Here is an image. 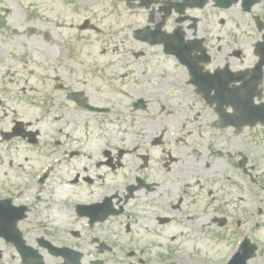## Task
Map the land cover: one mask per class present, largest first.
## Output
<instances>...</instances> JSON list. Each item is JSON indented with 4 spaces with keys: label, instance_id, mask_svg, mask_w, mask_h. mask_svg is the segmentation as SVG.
Segmentation results:
<instances>
[{
    "label": "flooded vegetation",
    "instance_id": "flooded-vegetation-1",
    "mask_svg": "<svg viewBox=\"0 0 264 264\" xmlns=\"http://www.w3.org/2000/svg\"><path fill=\"white\" fill-rule=\"evenodd\" d=\"M102 1H64L61 7L47 11L42 80L30 93L40 95L45 104L43 118L53 114L48 123L57 126L59 139L53 148L58 154L48 162H54L48 166L51 172L55 167L66 169L63 184L73 185L76 201L96 203L93 217L98 220L108 216L93 226L85 218L84 228L98 231L100 225L108 224L104 230L110 233L111 223L122 218L121 228L130 234H152L165 225L175 228L169 243L181 240L175 246L166 245L173 249L169 260H202L197 251H187V244L204 240L220 242L232 251L223 260L234 254L244 238L258 241L263 249L264 237L260 239L258 231L264 226V107L258 105L264 104V66L259 69L264 31H259L257 22L264 21V0L254 6L261 15L245 12L241 2L231 7L240 15L233 20L235 29L222 17L216 27L208 22V16L188 17L180 23L179 0H107L102 11L106 16L95 11ZM207 7L208 15L225 10L216 7L214 0ZM108 21V35L142 43L144 48L102 50L95 55L97 60L104 58L100 65L95 60L83 68L66 64L67 54L76 60L80 52L71 48L72 41L80 47L98 31L97 24ZM138 29H143L149 40L168 41L171 46L179 44L176 33L181 31L184 43L194 46L187 50L188 59L202 80L205 95L191 82L194 74L188 66L166 53L164 43L151 45L150 41L137 40ZM100 32L106 33V29ZM237 40L248 42L244 43L246 48H239ZM146 55L158 57L165 66L146 64L151 69L148 71L146 65L140 66ZM21 83L18 78L5 88L16 93L30 87ZM84 100L107 109L96 114L108 117V129L103 136L102 129L92 135L73 128L76 140L71 144L70 129L57 122L85 117L89 110L83 107ZM234 115H243L242 121L255 118L258 123L251 126V120L242 122ZM20 119L10 108L3 109L0 99V146L7 141L5 152L11 139L2 138L1 122L10 120L14 125ZM11 133L26 135L23 137L32 146L40 136L34 138L28 130L14 131L12 126ZM93 136L101 143L90 144ZM6 179L0 186V197L11 194L14 198L12 180L8 175ZM31 184L33 189L34 179ZM75 212L79 216L77 209ZM97 238L101 239L97 243L113 245L107 235ZM143 244L142 249H146L148 243ZM162 258L166 257L158 256Z\"/></svg>",
    "mask_w": 264,
    "mask_h": 264
},
{
    "label": "rangeland",
    "instance_id": "rangeland-1",
    "mask_svg": "<svg viewBox=\"0 0 264 264\" xmlns=\"http://www.w3.org/2000/svg\"><path fill=\"white\" fill-rule=\"evenodd\" d=\"M64 1L73 0H0V82L9 79L10 72L15 69V66H21V61L27 59L28 55L31 58V55L35 54V60L38 62L46 60L44 56V30L45 22L48 20L47 11L51 7H61ZM106 1L107 0L102 1V5H97L95 11L104 15L102 11L103 5L107 4ZM1 7H3L2 10ZM256 11H259V9L256 8ZM215 12L216 13L208 15L209 11L206 9L197 14L205 18L208 16V22H213L215 27L219 24L218 19L222 17L228 21L230 27L234 28L233 20L240 17L238 10L234 8L225 10L222 13H219V11ZM65 21L69 22L70 20L65 19ZM109 23L110 21L97 24L98 31L93 32L91 40L81 43L80 47L76 46L75 44L77 43L72 41L73 45L71 48L76 51L80 49V52L76 60H74L72 55L67 54L66 64L77 65L79 68H83L84 65H90L92 61L95 60L98 61L100 65V62H102L104 58L97 60L95 55L101 53L102 50H135L144 48L142 43L140 45L132 40L121 41V37L113 38L111 35H108L107 29ZM67 26L69 27L68 23ZM75 27L77 29L78 25L75 24ZM103 28L106 29V33L100 32ZM99 32L100 34L97 36L96 34ZM236 34L235 38L237 39ZM218 43L219 45L223 44L222 42ZM244 43L248 44L246 41H236V44L242 49L246 48ZM85 46H88V48ZM86 52L89 53V56L86 55ZM146 64H158L162 65L163 68L166 63L158 59V57L146 55L140 60V66ZM31 65L34 67L32 62ZM149 67L150 66L146 65L148 71L151 70ZM19 74L12 76V78H18L19 76H22L23 79L28 78V76L22 72H19ZM29 80L31 85L34 86L33 83L37 80V77H30ZM35 90L34 87L26 88L24 92L30 94L31 92H35ZM12 107H14V111L19 113V117H22L26 129L42 130V139H40L34 148L20 139L13 140L9 144L8 152H5L6 143L1 146L3 151L0 155L3 161L0 163V186H3L2 183L7 181L6 175L10 173L16 175V184L22 183L25 186H29L30 183L28 179H32L33 181V174L38 172L45 162H49L58 154L55 152V148H53L55 138H59L57 135V126L54 125L51 127L48 123V120L54 115L52 114L50 118H43L42 111H40L37 106L32 107L17 102L16 105L12 104ZM108 122V117L86 113L85 117L82 119L69 120L63 118L57 123L64 125L66 129H70V142L74 144L76 132L73 128L76 130L81 129V131L87 130V132L92 135L96 134V130L102 129V135L105 136V131L108 129ZM30 124L32 126H29ZM2 126L3 130H7L8 124L6 121L3 122ZM77 134H81V132L77 131ZM98 139V137L93 136L89 143H101ZM48 143L51 144V147L47 145ZM66 176V169L63 171L59 169V167H55V170L50 173L43 185L35 184L33 192L29 196H24L26 198H32L33 200L20 199L16 201L18 204L24 203L28 205H30L32 201L34 202L32 205L34 211L29 220L22 224V228L31 242L34 243L36 238L45 237L56 245L71 246L81 250L86 254V260H84L85 264H89V261L94 257L104 259L102 260L104 264H167V261H178L169 260L171 256L170 253L173 249L166 247V245L175 246L181 240L180 239L177 243H169L171 237L175 235V228L165 225L162 230L160 228H155L152 234H147L143 231V233L130 234L126 233L121 228L124 227V223L121 222L124 221L125 218H122L120 222L114 221L111 223L114 227L112 228L113 231L110 233L104 230L105 226L108 224L100 225L98 231L86 227L84 228L85 223L83 220L77 218L75 214H71L68 204L65 203V201L76 199L74 196V188L59 184L60 179L63 180V184ZM48 210L51 211L50 214L47 213ZM259 220L262 224L263 218L260 217ZM152 224L153 223L148 222L150 228H153ZM136 227L138 228V226ZM76 232L81 235V238L85 239L83 242L74 237ZM258 233L260 239L264 237V226L260 228ZM106 235L107 239L113 244L111 246L112 249L110 251L103 249L101 253V248L98 247L97 242H92V238L99 236L105 237ZM199 235H201V233H199ZM98 240L101 241V239ZM144 242L148 243L146 249H142L145 245L143 244ZM159 244H163L164 246H160ZM187 245L190 246L187 251H192L194 249L191 247L200 248L199 253H201L200 257L202 259L184 260L187 264H224L227 262V260H223L226 253L230 254L232 252L226 249L220 242L216 243L212 240H204L197 244L191 242ZM223 248H225V250ZM262 250H264V248ZM45 253L48 262H62L61 258H54L48 255L47 252ZM222 254H224L223 257L221 260H218ZM159 255H164L167 259L162 258V260H160L158 259ZM204 258H209L210 260H203ZM20 260L19 254L15 248L7 244L4 240H0V264H22ZM251 264H264V255L261 253Z\"/></svg>",
    "mask_w": 264,
    "mask_h": 264
},
{
    "label": "water",
    "instance_id": "water-1",
    "mask_svg": "<svg viewBox=\"0 0 264 264\" xmlns=\"http://www.w3.org/2000/svg\"><path fill=\"white\" fill-rule=\"evenodd\" d=\"M221 2H225V1H229V3H232L233 1H236V0H220ZM68 262H70L71 264H80L79 263V260H80V255H78L77 253L69 250V249H64L61 251ZM239 255V254H238ZM237 255V256H238ZM245 259L246 258H242V257H235L231 262L230 264H246L245 262Z\"/></svg>",
    "mask_w": 264,
    "mask_h": 264
}]
</instances>
